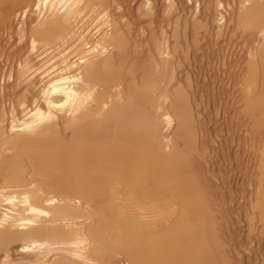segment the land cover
I'll list each match as a JSON object with an SVG mask.
<instances>
[{
  "label": "bare ground",
  "instance_id": "1",
  "mask_svg": "<svg viewBox=\"0 0 264 264\" xmlns=\"http://www.w3.org/2000/svg\"><path fill=\"white\" fill-rule=\"evenodd\" d=\"M0 264H264V0H0Z\"/></svg>",
  "mask_w": 264,
  "mask_h": 264
}]
</instances>
